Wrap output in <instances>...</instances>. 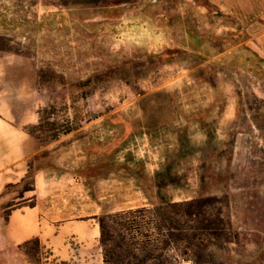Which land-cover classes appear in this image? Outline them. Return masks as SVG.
<instances>
[{
	"label": "rangeland",
	"instance_id": "obj_1",
	"mask_svg": "<svg viewBox=\"0 0 264 264\" xmlns=\"http://www.w3.org/2000/svg\"><path fill=\"white\" fill-rule=\"evenodd\" d=\"M221 11L209 0H0V47L18 52L0 50V106H10L17 125L27 109L33 119L23 127L40 143L87 123L113 124L121 147V136L160 122L155 109L196 105L202 91L214 92L217 101L231 93L240 116L247 111L250 122L256 116L263 124L261 159L246 163L257 178L248 177L245 189L232 185L193 198H209L193 205L198 213L187 223L194 245L168 247L169 264H264V56L245 45L231 49L238 33L214 17ZM26 162L25 178L1 208L20 202L32 183L31 159ZM109 189L104 183V193ZM119 201L104 197L106 209L95 216L114 212L108 210ZM8 210L0 211V222ZM180 213L184 224L188 216ZM203 217L213 234L196 228ZM88 218L98 227L94 215ZM98 237L69 239L71 256L58 258L35 238L8 244L0 235V264H103Z\"/></svg>",
	"mask_w": 264,
	"mask_h": 264
},
{
	"label": "crops",
	"instance_id": "obj_2",
	"mask_svg": "<svg viewBox=\"0 0 264 264\" xmlns=\"http://www.w3.org/2000/svg\"><path fill=\"white\" fill-rule=\"evenodd\" d=\"M209 1L222 7L214 16L224 20L222 27L238 33L231 49L245 45L263 57L264 0ZM231 96L228 92L217 101L214 92L202 91L196 105L155 109L163 116L160 122L121 136L126 138L121 147L113 124L87 123L40 143L23 127L33 119L27 109L18 114L17 125L10 120V106H0V203L25 178L26 158L31 159L34 183L17 198L20 202L0 207L9 209L0 222L4 242L38 238L51 256L70 257L69 239L86 243L98 234V227L87 221L106 209L104 197L121 199L122 206L108 210L118 211L226 192L232 185L245 189L248 177L257 178L256 167L248 175L246 163L261 159L256 147L263 142V124L256 116L250 122L247 111L240 116ZM103 130L111 134L103 135ZM104 183L110 188L105 193ZM29 196L32 205L25 203Z\"/></svg>",
	"mask_w": 264,
	"mask_h": 264
},
{
	"label": "trees",
	"instance_id": "obj_3",
	"mask_svg": "<svg viewBox=\"0 0 264 264\" xmlns=\"http://www.w3.org/2000/svg\"><path fill=\"white\" fill-rule=\"evenodd\" d=\"M0 50L18 53L10 48L0 47ZM33 184L32 181L22 191L32 190ZM208 200L174 201L94 216L99 230L103 264H169L171 259L164 252L168 247L180 242L186 247L194 245L196 233L186 230L187 223L193 220L191 215L198 213L193 205H201ZM180 212L188 216L184 223L186 226L181 222ZM196 228L208 235L215 231L212 222L206 217L198 220ZM35 239L38 242V238Z\"/></svg>",
	"mask_w": 264,
	"mask_h": 264
}]
</instances>
